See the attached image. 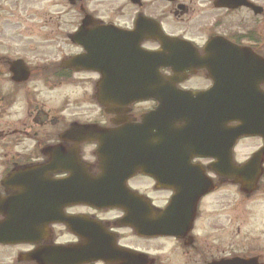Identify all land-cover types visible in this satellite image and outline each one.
Listing matches in <instances>:
<instances>
[{
    "label": "flooded vegetation",
    "instance_id": "obj_1",
    "mask_svg": "<svg viewBox=\"0 0 264 264\" xmlns=\"http://www.w3.org/2000/svg\"><path fill=\"white\" fill-rule=\"evenodd\" d=\"M1 1L16 6L30 0ZM42 1L64 6L63 26L52 22L50 34L58 33L60 42L68 51L56 64L44 61L40 73L33 72L38 67L30 66L22 59L4 58L0 63L5 68L0 71V82L14 86L16 91L36 76L34 79L52 90L54 86L70 82L76 75H84L82 82L93 87L89 100L96 108V119L66 122L56 116L47 121L50 130L47 136L43 137L44 132L36 131L29 136V140L36 141L31 150L23 156H17L16 151L10 152L12 155L0 166V198L18 196L23 173L31 170L34 174L43 166L48 168L45 172L48 173L47 178L44 177L53 183L50 187L54 186V182L68 184L71 178L69 167L75 165L74 173L81 177H98L102 159L108 158L103 156L98 142L79 141L84 137L81 131L85 130L80 125H94L97 131L118 134L115 142L118 149L140 144L135 147L136 154L142 155L143 151L145 161L150 164L155 160L151 157L155 154L154 149L157 147L159 151L160 143L156 145L159 138L170 147L189 153L184 154L185 158L178 156L169 160L172 166L169 170L173 173L168 176L162 171L155 176L154 172L147 170L148 173L137 172L125 181L124 193L135 197L140 205L98 207L94 204L96 201L89 205L77 203L75 198L66 200L61 212L68 224H43L45 230L37 232L30 242L0 247L20 248L16 264H38L25 259V256L42 247L66 248L75 259L72 252L82 245L86 232L95 236L96 232L104 229L114 239L118 251L135 256V260L124 256L121 261L112 264H169L159 255L152 256L124 243L122 231L130 232L140 241L180 243L182 249L192 251L183 257L196 260L197 264L230 263L235 260L264 264L259 256L246 255L245 252L241 256L223 253L206 259L202 254L207 253L195 242L196 233L202 231L206 224V229L209 225L215 230L230 229V189H234L241 199H249L260 191L264 194V156L259 165L261 174L249 192L242 190L247 187V181L241 180L244 173L241 177L231 176L228 166L222 174L214 171L219 162L218 156L225 151L231 153V164L240 167L264 148V0ZM3 21L7 22V19ZM154 54H158V62L150 61ZM73 59L78 61L71 64ZM175 59H179L180 63H176ZM16 62H22L26 68V80H22L20 74L15 79L11 73L10 68ZM63 64L66 66L63 67ZM155 81L161 82L163 87L162 93L158 94L159 100L185 102L179 111L172 112V119L166 117L164 103L142 92L141 86L155 84ZM167 83H173L177 91L188 93L184 96L163 93ZM125 84L137 86V92L122 96L111 94L113 98L106 93H98V86ZM216 90L218 93H215ZM3 92L0 91L3 113V107L12 108L26 97L21 93L12 95L13 92L6 97ZM186 98L191 99L190 104ZM215 98L226 102L234 100L236 108L238 101H246L251 108L247 116L252 115L255 127L245 126L239 120L246 115L240 106L232 113L227 103L222 105V109H215ZM27 118H30L29 114ZM35 118L36 122L45 119L42 113ZM38 127L45 128L42 125ZM4 128L0 126V143L10 139L12 145L19 138L28 140L22 130ZM236 130L248 131V134L232 142L231 133ZM183 131L188 133L187 136L181 134ZM144 147L147 151L143 150ZM6 148L11 147L7 144ZM3 158L4 155L1 160ZM160 159L165 162L164 156L158 157ZM118 160L120 164L129 163L125 159ZM154 171L157 172L156 169ZM139 180L143 181L144 190L138 185ZM117 188L112 192L116 200ZM218 193L221 195L215 196ZM213 204L219 207L215 215L210 211ZM126 210L128 213L137 212L135 219L146 221L142 229L146 235L138 234L129 225L132 215ZM152 220L154 226L150 225ZM160 231L170 234H156ZM194 257L200 258L199 262ZM90 264L105 263L96 261ZM170 264L183 263L181 260Z\"/></svg>",
    "mask_w": 264,
    "mask_h": 264
},
{
    "label": "water",
    "instance_id": "obj_2",
    "mask_svg": "<svg viewBox=\"0 0 264 264\" xmlns=\"http://www.w3.org/2000/svg\"><path fill=\"white\" fill-rule=\"evenodd\" d=\"M158 60V54H154L152 57H150L151 62H158ZM76 61H78V59H73L70 61V63L72 64ZM175 61L176 63H180L179 59H175ZM62 66L65 67L66 65L63 64ZM10 71L13 73L15 79L17 78V74H20L22 80H26L28 77V72L22 65V62H16L12 64ZM155 82V84H146L141 87L144 94L147 96H152L158 101V94L162 93L161 90L163 87L161 82ZM136 88L137 86L131 84H125L122 86L105 85L97 87L99 94L106 93L111 98H113L111 94L122 96L128 93L127 95H129V93L133 92L131 90ZM163 93L181 96L186 94L184 92L175 90L173 83H167ZM215 93H218V91L216 90ZM204 94H206V92ZM219 95H222V93ZM147 96H144V98ZM128 100L133 101V99ZM190 101L191 99H187L189 104ZM205 102L206 101L203 100L204 104ZM110 103L112 102L110 101ZM159 103H164L166 105L163 110L166 112V117L172 119L174 118L172 112L175 110L179 111L181 104L185 102L183 100L177 99H160ZM214 103L215 109H222L223 104H229L230 113L238 110V107L240 106L246 115L240 117L239 120L242 121L245 126L251 125L252 127H255L254 118L252 115L250 114V116H247L251 108L246 101H238L239 106L237 108L234 106L236 104L234 100L226 102L221 98H215ZM262 124H264V120H262ZM82 128L85 129L84 131H81L84 137H81L79 141L94 140L98 142L103 150V156H107L108 158L106 159L102 157V164H100L101 174L96 178H83L78 173H74L76 165L71 166L69 167V169L72 171L69 172L71 176L69 179L70 182L68 184L54 182V186L50 187V185H53V183L46 180L48 174L45 173L48 169L46 166L39 168V171L34 174L31 170L23 173L24 177H22L23 181L20 182L21 187L18 188V196L8 199L0 198V215L3 217V220L0 222V244L11 245L22 242H30V239H32L37 232L40 233L45 230V226H43V224H68L61 211L63 206L66 204L65 201L71 200L73 198L78 200V202H74L85 203L89 205H91L90 202L96 201L94 204L99 205L98 207H105L106 205V207H117L119 204H122L123 206L129 205L130 207L134 205H140L139 201L135 197L126 195L124 193L125 181L129 177L135 175L137 172L143 174L148 173L147 170L154 172L155 176H159L161 171L163 172V175L165 174L168 176V174L173 173L169 170V168L172 167L169 165V160L178 156L185 158L184 154L189 153L185 152L184 149L179 150L172 148L167 143H163V139L159 138L156 141V145L160 143L159 151L157 147L154 149L155 154L151 155V157L155 158V160L152 162V164H150L149 162L145 161V156H143L145 153L143 151L141 152L142 155L136 154L137 149L135 147H139L140 144L138 145L135 143L133 146H131V148H127L125 146L122 149H118L115 148V142L119 138L118 134L115 135V133H109L106 131L100 132L97 131L98 129L90 125L84 126ZM167 131L165 133H167ZM144 133H141V135ZM181 134L187 136L188 133L183 131ZM243 134H248V131L245 132L236 130L232 132V142ZM143 150L147 151V148L145 149L144 147ZM160 156H164L165 162H162L163 159L158 160V157ZM262 156H264V149L256 153L245 166L235 167L231 164L230 151H225L224 154L221 153L220 156H218L219 162L215 165L214 171L217 174H222L224 169L227 168L226 166H228L231 176L234 175L241 177L244 173L245 177L242 176L241 180H244V182L247 181V187H244L242 190L244 192H249L250 190H253L252 188L254 187L256 179L260 175L261 170L259 165L262 162ZM118 159L128 160L129 163L124 162L120 164ZM112 162L113 164H111ZM154 169H156L157 172H155ZM117 186V197L119 199V203L118 199L116 200L113 198L114 193H112ZM126 212L128 213L127 210ZM136 213L137 212L133 213L131 211L128 213L132 215L129 225L132 226L138 234L144 235L145 230L142 229L144 228L146 221H142L141 218L137 220V217L135 219L134 215ZM154 224L155 223L152 220L150 225L154 226ZM156 234L170 233H164L163 231H160L159 233L156 232ZM70 253L71 252H69L66 248L55 247L47 249L42 247L37 251L25 256V259L29 261H35L38 264H84L99 260L105 264H112L121 261L124 256L128 257L130 260H135V256L132 253L118 251L115 247L114 239L109 236L104 229L101 230V232H96L95 236L94 234L90 235L88 232H86L82 245L77 246L72 252L75 259L72 258ZM218 264H253V262L235 260L230 263L219 262Z\"/></svg>",
    "mask_w": 264,
    "mask_h": 264
},
{
    "label": "rangeland",
    "instance_id": "obj_3",
    "mask_svg": "<svg viewBox=\"0 0 264 264\" xmlns=\"http://www.w3.org/2000/svg\"><path fill=\"white\" fill-rule=\"evenodd\" d=\"M63 9L62 5H54L42 0H30L28 3L16 6L3 4L0 0V63L4 58L22 59L28 65L38 67L33 71L38 73L44 61L58 63L62 54L68 50L65 49L62 41L60 42L61 37L58 33L50 34V25L52 22H57L59 26L62 25ZM4 18L7 22L3 21ZM4 69V66L0 65V71ZM35 77L26 86L19 87L16 91H14V86L0 82V87L2 84L0 91H4V96H9L11 92H13L12 95L18 93L26 95L25 99L16 103L12 108L3 107L4 113L0 109V126H4L5 130L10 128L22 130L25 132L24 138H28L25 141L22 138L14 140L12 145L10 139L2 141L0 143V166L12 155L10 152L16 151L14 153L17 156H23L31 150L36 141L29 140V136L35 134L36 131L44 132L43 137L47 136L50 130L46 123L55 119L56 116L66 122L74 119H78L79 122H90L96 119V108L89 100L93 87L82 82L81 78L84 79V75H76L71 78L70 82L54 86L52 90L42 86L41 82L34 79ZM32 93H35L34 96ZM64 109L65 112L60 113ZM26 112L30 118H27ZM38 113H42L45 118L42 122L35 121ZM38 124L45 128L38 127ZM7 144L11 147L10 149L6 148ZM3 155L4 158L1 160ZM142 183L143 181H138V185L144 190ZM262 192L260 191L249 199H241L234 189L229 190L230 229L215 230L210 225L206 229L208 225L206 224L202 231L199 230L196 233V245L207 253L202 254L206 259L223 255V253L241 256L245 252L246 255L259 256L264 262V194ZM218 195L221 193L215 196ZM216 210H219V207L213 204L211 214L215 215ZM122 234L125 236L123 242L127 245L152 256L159 255L169 264L181 260L183 264H197L196 260L183 257L184 254L192 253V251L182 249L180 243L169 240L140 241L132 237L130 232L122 231ZM19 250V247H0V264H16V254ZM194 258L199 262L200 258Z\"/></svg>",
    "mask_w": 264,
    "mask_h": 264
}]
</instances>
